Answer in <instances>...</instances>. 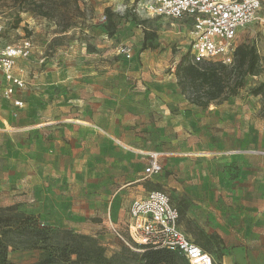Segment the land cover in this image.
Segmentation results:
<instances>
[{
  "label": "rangeland",
  "instance_id": "obj_1",
  "mask_svg": "<svg viewBox=\"0 0 264 264\" xmlns=\"http://www.w3.org/2000/svg\"><path fill=\"white\" fill-rule=\"evenodd\" d=\"M147 1L0 0V43L31 42L15 68L22 87L7 97L0 85V230L31 215L41 227L92 237L106 256L122 247L140 253L127 235L128 194L139 195L146 181L192 211L205 202L209 215L264 207L262 98L250 93L264 80V23L234 40L256 46L259 73L235 95L200 107L175 75L189 59L191 24L147 15ZM146 31L147 55H138ZM119 140L129 147L120 150ZM154 157L161 170L146 177ZM131 177L139 181L119 192ZM181 225L197 242L194 224L184 216ZM14 239L10 262L41 258Z\"/></svg>",
  "mask_w": 264,
  "mask_h": 264
},
{
  "label": "built area",
  "instance_id": "obj_2",
  "mask_svg": "<svg viewBox=\"0 0 264 264\" xmlns=\"http://www.w3.org/2000/svg\"><path fill=\"white\" fill-rule=\"evenodd\" d=\"M260 6V0H149L143 4L149 16L191 18L189 56L193 63L221 61L225 64L233 61L234 40L238 31L255 22L264 23L258 16ZM30 51L29 39L19 44L0 43V82H5V96L12 95L16 87H22L23 80L15 75L14 68L17 60L27 57ZM118 52L128 58L131 55L128 47H120ZM16 104L21 106L19 101ZM160 170L157 157H154L144 172L149 177ZM129 215L131 220L127 235L134 243L177 251L185 257L187 264H215L212 255L180 230L178 210L165 192L151 190L144 197L133 200ZM114 231L122 238L116 229Z\"/></svg>",
  "mask_w": 264,
  "mask_h": 264
},
{
  "label": "trees",
  "instance_id": "obj_3",
  "mask_svg": "<svg viewBox=\"0 0 264 264\" xmlns=\"http://www.w3.org/2000/svg\"><path fill=\"white\" fill-rule=\"evenodd\" d=\"M151 35L145 32L143 47L147 46L145 40ZM260 61L261 56L254 44H240L235 47L233 61L229 64L221 61L193 63L190 56L189 59L184 57L177 64L175 75L189 101L204 107L209 102L235 95L243 87L246 76L259 73ZM250 93L262 98L264 117V80L252 87ZM154 189L161 190V186L154 185ZM179 210L180 214L184 212V208ZM14 238H18L24 248L41 253V258L31 264H130L131 260L135 264H187L185 257L177 251L136 243L134 246L141 250L140 253L122 247L119 253L106 256L104 249L92 237L69 229L41 227L31 215H23L0 230V264H16L8 260Z\"/></svg>",
  "mask_w": 264,
  "mask_h": 264
},
{
  "label": "crops",
  "instance_id": "obj_4",
  "mask_svg": "<svg viewBox=\"0 0 264 264\" xmlns=\"http://www.w3.org/2000/svg\"><path fill=\"white\" fill-rule=\"evenodd\" d=\"M183 18L191 24L190 27L192 30L191 18L186 16ZM137 39H139L138 49L141 50L139 51L138 55H147V49L151 39L148 38L145 40V44L147 45L146 47H143L145 32H141L138 35ZM15 68L14 73L15 75L19 76V74L16 73ZM0 85H2L3 91L5 82H0ZM17 89H20V87H16L12 95L16 92ZM119 142L122 145L118 144V148L120 150H126L124 147L126 143H123L120 140ZM125 146L128 145L126 144ZM138 181V179H134L131 177L118 188V191H127L131 189L132 187H134L133 185ZM154 185L160 184L150 183L149 181H146L144 182L143 192H140L139 195H136L134 193L128 194L129 207L133 200L144 197L151 190H156L154 189ZM161 191H163L162 186ZM171 203L178 210L179 217L177 223L180 230H182L188 236V238L195 244H197L201 249L212 255L215 260V264H264V207L259 208L258 210H252L250 206L245 207V205H243V210L240 213H212L209 215L205 202H200V207H198L197 211H192L185 206H178L172 200ZM112 204L113 201L110 202V206ZM112 207L113 218H111L115 220L116 216L114 215L116 214V209L114 205ZM182 208H184V212L180 214L179 209ZM108 216V218H110V213H108ZM184 216L187 218L188 222L194 224V227L198 234L197 242L193 240L186 231L183 230L181 222ZM130 220L131 219L128 212L126 221H128L129 223Z\"/></svg>",
  "mask_w": 264,
  "mask_h": 264
}]
</instances>
